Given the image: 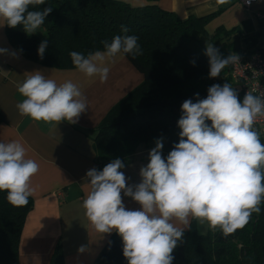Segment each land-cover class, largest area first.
Here are the masks:
<instances>
[{"label": "clouds", "instance_id": "clouds-1", "mask_svg": "<svg viewBox=\"0 0 264 264\" xmlns=\"http://www.w3.org/2000/svg\"><path fill=\"white\" fill-rule=\"evenodd\" d=\"M43 4L45 0H0V26H22L26 34L36 33L52 8L30 10V6ZM122 32L127 33L128 28L122 26ZM47 43L42 41L38 47L41 59ZM102 43L103 51L86 56L70 53L75 68L90 81L106 82L109 65L117 58L142 54L135 35H116L111 42ZM6 51L0 49V54ZM205 54L210 78L240 60L236 53L222 57L212 43H207ZM17 90L23 97L16 105L18 113L54 127L63 121L76 124L88 108L80 84L72 80L58 83L39 70L25 73ZM195 95L196 102L186 99L181 105L179 142L164 158L162 138L156 141L149 162L140 168L138 184L127 183L121 171L125 164L119 158L102 170L93 168L86 173L85 215L94 231L102 235L115 231L121 237L127 264H172V253L183 242L192 219L227 237L244 228L253 213L261 212L264 143L255 124L264 117V94L247 92L241 102L226 82L211 85L206 98ZM38 171L39 164L27 158L19 141L0 142V192L7 193L11 205H27L35 191L31 180ZM122 193L140 208L126 209Z\"/></svg>", "mask_w": 264, "mask_h": 264}, {"label": "trees", "instance_id": "trees-1", "mask_svg": "<svg viewBox=\"0 0 264 264\" xmlns=\"http://www.w3.org/2000/svg\"><path fill=\"white\" fill-rule=\"evenodd\" d=\"M51 7V13L41 25L44 37L26 34L22 26H4L8 42L26 59L57 69H74L70 53L83 55L104 50L102 41L116 35H135L142 54L128 61L142 74V81L112 106L99 124L90 132L95 152V169L119 158L125 167L140 144L161 139L162 154L168 155L179 142L178 120L186 99H203L213 84H231L243 100L239 85L230 75L229 65L220 76L209 77V58L201 38L219 49L222 57L239 53V48L226 43L233 33H250L249 20L228 30L217 27L208 33L205 25L219 11L203 17L179 18L175 13L153 4L133 7L120 0H45V4L30 10ZM250 36L242 38L243 49L264 55V17ZM122 26L128 32H122ZM47 40L43 59L38 47ZM2 116L0 114V122ZM261 132L264 143V129ZM7 193L0 192V264H19L18 247L26 215L32 199L22 207L11 205ZM259 215L253 213L249 223L234 234L223 236L219 229L198 232L194 220L184 232L183 242L174 249L172 264H264V203ZM49 264H64L57 245ZM94 264H127L123 242L114 232L100 251Z\"/></svg>", "mask_w": 264, "mask_h": 264}, {"label": "crops", "instance_id": "crops-1", "mask_svg": "<svg viewBox=\"0 0 264 264\" xmlns=\"http://www.w3.org/2000/svg\"><path fill=\"white\" fill-rule=\"evenodd\" d=\"M120 1L133 7L154 3L181 19L203 17L219 11L205 25L208 33H213L217 27L228 30L249 20L252 32L233 33L226 40V43L239 48V53L246 51L242 38L256 32L259 19L264 17V0H254L249 7L239 0H227L226 3H220V0ZM201 43L206 49L207 43L211 42L201 38ZM0 49L7 50L0 54V142L19 141L27 151V158L39 164V171L31 180L35 190L30 197L32 208L25 217L20 234L19 264H49L57 245L61 247L64 264H94L115 231L103 235L94 231L82 206L86 195V173L96 166L90 132L112 106L141 83L142 74L125 56L109 65V76L104 83L98 78L90 81L76 68L67 70L43 66L26 59L12 47L4 26H0ZM37 70L58 83L72 80L81 85L88 108L76 124L63 121L54 127L18 113L16 105L23 97L18 93L17 84L24 80L25 73ZM121 195L126 209L140 208L130 197ZM192 220L199 232L201 224ZM204 226L206 230L210 229L207 224Z\"/></svg>", "mask_w": 264, "mask_h": 264}, {"label": "built area", "instance_id": "built-area-1", "mask_svg": "<svg viewBox=\"0 0 264 264\" xmlns=\"http://www.w3.org/2000/svg\"><path fill=\"white\" fill-rule=\"evenodd\" d=\"M245 7H249L254 0H239ZM259 17H262L259 15ZM233 53V52H232ZM230 53V54H232ZM240 57L239 63L230 64L229 72L231 78L238 83L240 91L245 95L247 92H252L254 95L264 94V55L260 52H242L236 53ZM210 125L211 122L207 121ZM255 127L264 129V117L258 118ZM59 196H63L58 192Z\"/></svg>", "mask_w": 264, "mask_h": 264}, {"label": "rangeland", "instance_id": "rangeland-1", "mask_svg": "<svg viewBox=\"0 0 264 264\" xmlns=\"http://www.w3.org/2000/svg\"><path fill=\"white\" fill-rule=\"evenodd\" d=\"M43 29L40 27L37 29V32L41 37H44L45 33H43ZM156 141L150 142L148 145L140 144L136 151L131 155L129 164L121 169L124 172L125 176L128 178L127 183L129 185H135L138 181H141V177L139 175L140 168L142 166H146L149 162V152L153 149L156 145ZM164 158L166 155L162 154ZM206 228L204 225L199 226V232L203 233L206 232Z\"/></svg>", "mask_w": 264, "mask_h": 264}]
</instances>
